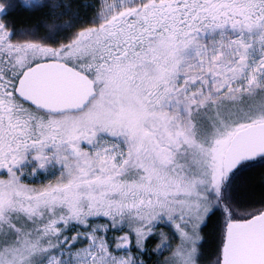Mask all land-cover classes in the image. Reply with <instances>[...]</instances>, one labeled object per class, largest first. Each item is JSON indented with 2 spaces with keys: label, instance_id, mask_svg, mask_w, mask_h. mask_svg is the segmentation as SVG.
<instances>
[{
  "label": "snow or ice",
  "instance_id": "1",
  "mask_svg": "<svg viewBox=\"0 0 264 264\" xmlns=\"http://www.w3.org/2000/svg\"><path fill=\"white\" fill-rule=\"evenodd\" d=\"M0 264H264V0H0Z\"/></svg>",
  "mask_w": 264,
  "mask_h": 264
},
{
  "label": "trees",
  "instance_id": "2",
  "mask_svg": "<svg viewBox=\"0 0 264 264\" xmlns=\"http://www.w3.org/2000/svg\"><path fill=\"white\" fill-rule=\"evenodd\" d=\"M13 17L16 23H19V21H22L20 22L21 24H24L26 22H29L30 24H34L36 21H40L41 19L40 11L32 13V12H27L24 9H21V12H15ZM30 24H27V25H30Z\"/></svg>",
  "mask_w": 264,
  "mask_h": 264
},
{
  "label": "rangeland",
  "instance_id": "3",
  "mask_svg": "<svg viewBox=\"0 0 264 264\" xmlns=\"http://www.w3.org/2000/svg\"><path fill=\"white\" fill-rule=\"evenodd\" d=\"M21 9H24L25 11L27 12H38L39 10H32V9H28V8H24V7H18L13 13H12V16L15 14V12H21ZM20 22L22 21H19V23H16L18 24L17 27H26L28 26L27 24H30L29 22H26L24 24H21ZM39 21H36L34 24H37ZM34 24H30V25H34ZM165 255H167V253H165Z\"/></svg>",
  "mask_w": 264,
  "mask_h": 264
}]
</instances>
